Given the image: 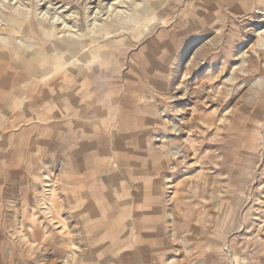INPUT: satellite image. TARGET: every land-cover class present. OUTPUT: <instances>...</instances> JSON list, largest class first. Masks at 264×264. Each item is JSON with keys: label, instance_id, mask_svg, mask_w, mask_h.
Wrapping results in <instances>:
<instances>
[{"label": "rangeland", "instance_id": "374dc122", "mask_svg": "<svg viewBox=\"0 0 264 264\" xmlns=\"http://www.w3.org/2000/svg\"><path fill=\"white\" fill-rule=\"evenodd\" d=\"M10 1L0 0V80L9 81L0 85V264H264V52L255 37L242 40L239 2L62 0L48 8L47 0ZM203 44L201 60L182 55ZM250 53L257 67L245 63ZM16 75L20 86L10 82ZM175 76V87L219 97L212 106L201 99L206 105L199 103L183 145L160 114L178 120L169 106ZM121 113L134 119L118 142L125 167L109 166L99 178L83 165V179L103 182L110 210L84 219L63 212L59 233L43 211L45 196L64 200L70 187L66 172L55 171L86 156L111 157L116 150L105 139ZM105 217L114 223L108 230L100 226Z\"/></svg>", "mask_w": 264, "mask_h": 264}, {"label": "bare ground", "instance_id": "6f19581e", "mask_svg": "<svg viewBox=\"0 0 264 264\" xmlns=\"http://www.w3.org/2000/svg\"><path fill=\"white\" fill-rule=\"evenodd\" d=\"M11 1H13V0H11ZM10 1V2H11ZM42 1V0H41ZM67 1V0H66ZM65 1V2H66ZM79 1V0H78ZM86 1V0H85ZM117 1V0H116ZM115 1V2H116ZM132 1V0H131ZM135 1H137V0H135ZM134 1V2H135ZM236 1H238L239 2V6L241 7V9L239 10L240 12H239V17L238 18H242V20L246 23V28H247V31H246V35L244 36V39H242V37H240V35H239V38L240 39H242V40H248V38L251 36V37H255L256 38V46H257V48L258 47H260L261 49L260 50H262L261 52H264V31H263V33H261V35H260V32H261V30H259V29H262L263 27H264V0H228V2H230V3H233V2H236ZM9 2V3H10ZM45 2V1H44ZM84 2V1H83ZM114 1L112 0V3H113ZM119 2H120V0H119ZM122 2V1H121ZM124 2V1H123ZM126 2H128V1H126ZM14 3V2H13ZM19 3H22V2H19ZM60 3H62V0H47V7L48 8H51V6L50 5H60ZM79 3H80V1H79ZM85 3H87V2H85ZM91 3L92 4H98L99 5V0H91ZM90 3V4H91ZM102 3V2H101ZM105 3V2H104ZM107 3V2H106ZM105 3V4H106ZM82 4V3H81ZM115 4V3H114ZM113 4V5H114ZM126 4V3H125ZM124 4V5H125ZM131 4H132V2H131ZM160 4V3H159ZM179 4V3H178ZM23 5V4H22ZM25 5V4H24ZM41 5V4H40ZM68 5V4H67ZM86 5V4H85ZM89 5V4H88ZM88 5H86V6H88ZM104 5V4H103ZM119 5V4H118ZM122 5V4H121ZM136 5V4H135ZM10 6V5H9ZM39 6V5H38ZM42 6V5H41ZM66 6V5H65ZM95 6V5H94ZM104 6H106V5H104ZM110 6V5H109ZM108 6V7H109ZM130 6V5H129ZM128 6V7H129ZM177 6V5H176ZM46 7V8H47ZM60 7V6H59ZM80 7V6H79ZM82 7V6H81ZM83 7H84V5H83ZM89 7V6H88ZM88 7H86V8H88ZM102 7V6H101ZM112 6H110V8H111ZM134 7V6H133ZM162 7V6H161ZM249 7H253L254 8V10H256V14H254V15H251V12L249 13V11H248V8ZM45 8V9H46ZM55 9H56V7H54ZM63 8V7H62ZM65 8V7H64ZM67 8V7H66ZM94 8V7H93ZM100 8V7H99ZM99 8H98V10H99ZM60 9V8H59ZM90 9V8H89ZM97 9V8H96ZM62 10V9H61ZM63 10H65V9H63ZM91 10V9H90ZM94 10V9H93ZM103 10V9H102ZM101 10V11H102ZM106 10V9H105ZM40 11H42V10H40ZM52 11V10H51ZM59 11V10H58ZM58 11H56V12H58ZM108 11V10H107ZM114 11V10H113ZM251 11V10H250ZM39 12V11H38ZM45 12V11H44ZM49 12V11H48ZM55 12V11H54ZM65 12V11H64ZM86 12H88V11H86ZM91 12V11H90ZM105 12V11H104ZM109 12H111V11H109ZM123 12V11H122ZM253 12V11H252ZM46 13V12H45ZM51 13V12H50ZM60 13V12H59ZM63 12H61V14H62ZM116 13V12H115ZM119 13V12H118ZM117 13V14H118ZM92 14V13H91ZM98 14V13H97ZM120 14V13H119ZM48 15V14H47ZM54 15H56V14H54ZM59 15V14H58ZM66 15H68V14H66ZM74 15H76V14H74ZM78 15V14H77ZM95 15H96V13H95ZM102 15V14H101ZM122 15V14H121ZM51 16V15H50ZM53 16V15H52ZM62 16V15H61ZM64 16V15H63ZM71 16V15H70ZM94 16V15H93ZM92 16V17H93ZM106 16V15H105ZM45 17H47V16H45ZM74 18H76L75 16H73ZM72 17V18H73ZM97 17V16H96ZM102 17V16H101ZM100 17V18H101ZM114 17V16H113ZM123 17V16H122ZM236 17V16H235ZM54 18V17H53ZM58 18V17H57ZM61 18H63V17H61ZM61 18H58V19H61ZM68 18V17H67ZM71 18V17H70ZM69 18V19H70ZM74 18H73V20H74ZM100 18H98V20H100ZM47 19H48V17H47ZM52 19V18H51ZM56 19V18H55ZM76 19H78V18H76ZM89 19H90V17H89ZM94 19V18H93ZM102 19V18H101ZM53 20V19H52ZM79 20V19H78ZM238 20V19H237ZM60 21V20H59ZM63 21V20H62ZM65 21H66V19H65ZM65 21H63V22H65ZM68 21V20H67ZM76 21V20H75ZM74 21V22H75ZM90 21V20H89ZM110 21V20H109ZM233 21V20H232ZM242 21V22H243ZM3 17H1L0 16V23L1 24H3ZM63 22H62V24H63ZM69 22V21H68ZM76 22H78V21H76ZM239 22V21H238ZM50 23V22H49ZM55 23V22H54ZM61 23V22H60ZM71 23V22H70ZM89 23V22H88ZM66 24V23H65ZM95 24V23H94ZM233 24H234V22H233ZM236 24V23H235ZM54 25V24H53ZM64 25V24H63ZM67 25V24H66ZM102 25V24H101ZM237 26H238V23L236 24ZM240 25H242L241 23H240ZM255 25H258V27H259V29H255ZM72 26V25H71ZM77 26V25H76ZM94 26V25H93ZM62 27V26H61ZM68 27H70V26H68ZM79 27V26H78ZM86 27H88L87 26V24H86ZM97 27V26H96ZM102 27V26H101ZM60 28V27H59ZM72 28V27H71ZM70 28V29H71ZM94 28V27H93ZM217 28V27H216ZM243 29H244V27H242ZM241 28V29H242ZM73 29H77V28H72V30ZM80 29V28H79ZM78 29V30H79ZM119 29V28H118ZM70 31V33L71 32H73V31ZM113 31H114V29H112ZM111 30V31H112ZM237 30V29H236ZM239 30V29H238ZM115 31H116V29H115ZM114 31V32H115ZM120 31V30H119ZM123 31H125L124 29H123ZM232 31V30H231ZM79 32V31H78ZM82 32V31H81ZM91 32V31H90ZM92 32H93V30H92ZM240 32V31H239ZM80 33V32H79ZM64 34V33H63ZM76 34V33H75ZM78 34V33H77ZM115 34H117V33H114V34H112L111 33V35H115ZM239 34V33H238ZM240 34H241V32H240ZM84 35V34H83ZM82 35V36H83ZM92 35V34H91ZM110 35V34H109ZM110 35V36H111ZM105 36V35H104ZM109 36V37H110ZM226 36V35H225ZM236 36V35H235ZM206 37V36H205ZM217 37V36H216ZM220 37V36H219ZM228 37V36H227ZM107 38V37H106ZM214 38V37H213ZM221 38V37H220ZM220 38H219V40H220ZM223 38V37H222ZM238 38V39H239ZM218 39V38H217ZM237 39V40H238ZM239 39V40H240ZM96 40V39H95ZM212 40V39H211ZM223 40V39H222ZM226 40V39H225ZM100 41H102V40H100ZM105 41H106V39H105ZM176 41V40H175ZM207 41V40H206ZM216 41V40H215ZM98 42V41H97ZM209 42V41H208ZM208 42H206L207 44H209ZM211 42V41H210ZM229 42V41H228ZM252 42V41H251ZM92 43V42H91ZM175 43V42H174ZM205 43V44H206ZM212 43V42H211ZM214 43V42H213ZM235 44H236V42H234ZM244 43V42H243ZM177 44V43H176ZM205 44H203L202 46H201V48H200V50L198 51V52H195L194 54L190 51V50H185L184 52L182 51V55L185 57L186 56V58L188 59V57H189V59H193V61H195V60H198V59H200V58H198L200 55L203 57V55L204 54H206V46H205ZM206 44V45H207ZM251 44V43H250ZM254 44V43H253ZM85 45H86V43H85ZM96 45V44H95ZM98 45V44H97ZM96 45V46H97ZM174 45V44H173ZM213 45V44H212ZM208 46V45H207ZM218 46V45H217ZM176 47H177V45H176ZM198 47V46H197ZM237 47V46H236ZM89 48V47H88ZM178 48V47H177ZM192 48V47H191ZM226 48V47H225ZM255 48V47H254ZM197 49V48H196ZM213 49V48H212ZM230 49V48H229ZM86 50V49H85ZM96 50V49H95ZM99 50V49H98ZM97 50V51H98ZM171 50V49H170ZM184 50V49H183ZM233 50V49H232ZM173 51V50H172ZM194 52V51H193ZM248 52V51H247ZM254 52H256V55H260L261 53H259V51L257 52V50H256V48L254 49ZM173 53V52H172ZM245 53H246V51H245ZM193 54V57L191 56ZM251 54H253V53H250V56H249V54L247 55V56H249V57H251ZM177 55V54H176ZM175 55V56H176ZM246 55V54H245ZM261 55H263V54H261ZM261 55H260V57H261ZM200 56V57H201ZM253 56V55H252ZM180 57V56H179ZM190 57H192V58H190ZM249 57H247V60L245 61V63L246 64H248L247 66H249L250 68H254V67H257V65H256V63H257V61H256V63H255V59H253V57H251V58H249ZM256 57V56H255ZM263 57H264V55H263ZM238 58H239V56H238ZM257 58H259V57H257ZM261 59V58H260ZM179 60V59H178ZM182 60V59H181ZM201 60V59H200ZM254 60V61H253ZM177 61V60H176ZM199 61V60H198ZM253 61V62H252ZM261 61H263L262 59H261ZM258 62H259V60H258ZM176 63V62H175ZM191 63V62H190ZM195 63V62H194ZM198 64H196V66H198L199 65V62H197ZM259 63H261V62H259ZM177 64V63H176ZM185 64V63H184ZM253 64V65H252ZM175 65V64H174ZM184 66V65H183ZM188 66V65H187ZM261 66H263L262 64H261ZM212 67L213 66H211L210 68L212 69ZM176 68V70H175V72L177 73H181V71H179L181 68H182V65L181 64H179V65H177V67H175ZM185 68V67H184ZM188 68H190L189 66H188ZM186 70H188V69H186ZM190 70V69H189ZM192 70V69H191ZM210 70V69H209ZM224 70V69H223ZM255 70V69H254ZM262 70V69H261ZM184 71V70H183ZM256 71V70H255ZM254 71V72H255ZM259 71V70H258ZM1 72V71H0ZM161 72V71H160ZM170 72V71H169ZM188 72V71H187ZM222 72V71H221ZM246 73L248 72V71H245ZM253 72V73H254ZM176 73L174 74V75H176ZM250 73H251V71H250ZM252 73V74H253ZM147 74V73H146ZM184 74H185V72H184ZM188 74V73H187ZM190 75V74H189ZM47 76V75H46ZM164 76V75H163ZM191 76V75H190ZM64 77V76H63ZM149 77V76H148ZM159 77V76H158ZM163 78V77H162ZM178 78H179V76L177 77V76H175L174 77V79L172 80L173 82H172V84H171V86H170V99L172 100H168L170 103H169V106H170V108H172V112L175 114V118H178V120H176L175 121V119H173L172 121H174V123H175V125H172L173 127H171L170 125H171V122L169 121V118H167V114L168 113H166V111H165V109L164 110H162V113H160V111H159V113L160 114H163L164 115V117H166V119H164V118H162V120L165 122L164 123V125L167 127V129L169 128V129H171L170 131H172V134L174 133V136L176 137V140L177 141H179V144H181V145H183V144H185V141L187 140L186 139V137L189 135V133H190V130L191 129H189L188 128V124L190 123V121L191 120H193V119H195L196 118V116L198 117V106H199V103H201V99L204 97V101L203 102H205L206 104H208L207 106H212L213 104H214V99L216 98V97H218L217 95L215 96V98L214 99H212V97H206V96H202V94L200 95V96H202V97H196L195 96V93H194V90H192V89H190V88H188V87H186V88H184V86H182L181 85V83L179 82L178 84V87H175V85L177 84V82L179 81L178 80ZM45 79V78H44ZM47 79V78H46ZM135 81V80H134ZM171 82V81H170ZM55 84H58V83H55L54 81H48L47 82V85H49V86H51V85H55ZM65 84H68V83H65ZM137 84V83H136ZM40 85V84H39ZM206 87V86H205ZM84 89V88H83ZM89 91V93H90V90H88ZM199 91V90H198ZM209 91V90H208ZM211 92H213V91H211ZM168 93H169V91H168ZM167 95V94H166ZM212 95V94H211ZM239 95V94H238ZM242 95V94H241ZM169 96V95H168ZM219 96H221L222 97V93L221 94H219ZM220 97V98H221ZM238 97V96H237ZM152 98V97H151ZM164 98V97H163ZM226 98V97H225ZM153 99H154V97H153ZM187 99V103L186 104H184V106H182V107H179L180 106V104L181 103H183V101H185ZM218 99H219V97H218ZM234 99V98H233ZM85 100H87V98H85ZM151 100V99H150ZM216 100V99H215ZM88 101L89 102H93V101H90L89 99H88ZM143 101V100H142ZM142 101H140V102H142ZM164 101H165V98H164ZM218 101H220V100H218ZM225 101H227L226 99H225ZM230 101V100H229ZM148 102V101H147ZM238 102V101H237ZM144 103V102H143ZM152 103V102H151ZM157 103V102H156ZM159 103H160V101H159ZM204 103V104H205ZM229 103V102H228ZM227 103V104H228ZM90 104V103H89ZM147 104V103H146ZM163 105L165 104V103H162ZM202 104L203 103H201V105L200 106H202ZM204 104H203V106H204ZM205 104V105H206ZM217 104V103H216ZM222 104V103H221ZM221 104H220V106H221ZM227 104H225L226 106H227ZM231 104H233V103H231ZM236 104V103H235ZM141 105V104H140ZM145 105V104H144ZM167 105V104H166ZM137 106H139V105H137ZM156 106V105H155ZM202 106V107H203ZM163 107V106H162ZM205 107V106H204ZM224 107V106H223ZM91 108V107H90ZM158 108V107H157ZM166 108V107H165ZM214 108V107H213ZM212 107H211V111H212V109H213ZM215 108H217V107H215ZM214 108V109H215ZM139 109V108H138ZM163 109V108H162ZM213 109V110H214ZM224 110H225V108H223ZM161 110V109H160ZM206 110H207V108H206ZM205 110V111H206ZM221 110V109H220ZM219 111V110H218ZM241 111V110H240ZM212 112H214V111H212ZM223 112V111H222ZM211 113V112H210ZM84 114H85V117L89 120V119H91V113H89V112H87V111H84ZM222 114V113H221ZM171 116V115H170ZM174 116V115H173ZM173 116H171V117H173ZM211 116V115H210ZM140 118V117H139ZM212 118V117H211ZM223 118H224V116H223ZM142 119V118H141ZM143 119H144V117H143ZM198 119V118H197ZM227 119V118H226ZM133 120L134 119H131V118H127L126 116H124L122 113L118 116V119H116L115 121H113L112 122V124H115L114 126H115V130L116 131H113V132H111L110 133V137L108 136L107 138H108V140H107V143H108V146H110V148L112 149H115L116 150V152H113L112 154H110L111 156H114V158H118V160H119V166H124L125 165V163H124V161H123V156L124 155H122V152H119L118 150V147H119V145H118V142H120V141H122V140H124L122 137H121V135H124L125 136V134H126V132H125V129H124V126L126 127V125L127 126H129L131 123H133ZM88 122V121H87ZM139 123H141V121L139 122ZM154 123V122H153ZM192 123V122H191ZM142 124V123H141ZM190 125V124H189ZM113 126V127H114ZM131 128V127H130ZM113 130V129H112ZM144 130H146V129H144ZM109 131H111V130H109ZM169 131V132H170ZM94 132V131H93ZM133 132V131H132ZM131 132V133H132ZM160 133V132H159ZM143 134V133H142ZM157 134V133H156ZM171 134V133H170ZM88 135V134H87ZM84 137V136H83ZM100 138H102V135H100L99 136ZM171 137V136H170ZM92 138V136H86L85 137V139H86V144H88L87 143V141H90V139ZM174 138V137H173ZM172 138V139H173ZM84 139V140H85ZM156 139V138H155ZM161 139V138H160ZM185 139V140H184ZM154 140V139H153ZM157 140V139H156ZM162 140V139H161ZM161 140H157L156 142L159 144V146H161L162 148L161 149H159L160 151H164V152H169V150L168 151H165L164 150V148H163V144H161L160 145V141ZM166 140H169V139H166ZM174 140V139H173ZM176 140H175V142H176ZM187 142V141H186ZM99 143V142H98ZM163 143V142H162ZM170 143V142H169ZM174 143V142H173ZM175 144V143H174ZM188 144V143H187ZM165 145V144H164ZM155 146V145H154ZM157 146V148H160L158 145H156ZM178 146V145H177ZM180 146V145H179ZM153 147V146H152ZM175 147H176V144H175ZM121 148L122 147H120V151H121ZM177 148H181V147H177ZM112 149V150H113ZM178 150H180V149H178ZM177 150V151H178ZM171 151H174V150H171ZM181 151H182V149H181ZM86 153V152H85ZM154 153L156 154V152L154 151ZM181 153V152H180ZM180 153H175V155L176 156H178ZM192 153V152H191ZM103 154V153H102ZM166 154H168V153H166ZM189 154V153H188ZM149 155V154H148ZM189 155H191V154H189ZM181 156V155H180ZM179 156V157H180ZM182 156H184V155H182ZM130 157V156H129ZM171 157V156H170ZM106 158V157H105ZM105 158H102L100 161H99V163L102 165V166H105V163L104 162H107L106 160H105ZM166 158V157H165ZM172 158V157H171ZM178 158V157H177ZM184 158H187L188 159V155H186ZM113 159V158H112ZM152 159V158H151ZM178 159H180L181 160V158H178ZM190 159V158H189ZM193 159V158H192ZM115 160V159H114ZM130 160V159H129ZM110 161H111V163H113V161L110 159ZM116 161V160H115ZM167 161V160H166ZM169 161V160H168ZM175 161V160H174ZM173 161V162H174ZM182 161V160H181ZM172 162V161H171ZM187 162H188V160H187ZM104 163V164H103ZM153 163V162H152ZM169 163V162H168ZM189 164V163H188ZM113 165V164H112ZM187 165V164H186ZM168 166V165H167ZM172 166V165H171ZM174 166H175V164H174ZM173 166V167H174ZM178 167V166H177ZM170 169V168H169ZM171 170V169H170ZM175 170V169H174ZM179 170V169H178ZM156 171V170H155ZM157 172V171H156ZM61 173V172H60ZM131 173V172H130ZM160 173V172H159ZM175 173H176V171H175ZM67 174V173H66ZM59 175V174H58ZM165 175V174H164ZM74 178V177H73ZM166 178V177H165ZM71 179V178H70ZM75 179V178H74ZM166 179H168V178H166ZM69 180V179H68ZM169 182V181H168ZM168 184V183H167ZM72 186H74L75 187V192H77V193H79V188H78V186L75 184V183H73L72 184ZM168 186V185H167ZM169 186L170 187H172L173 188V186H171V184H169ZM166 187V186H165ZM164 187V188H165ZM163 188V189H164ZM165 191H166V189H165ZM68 192V191H67ZM94 192V190H91L90 191V193H82L83 194V196H84V199H86V201H89V202H91L90 203V207L91 208H88L87 209V212H90L91 211V209H95V210H97V213H101V211L100 210H98L97 208H92L93 207V205H94V202L96 201V198H99L101 195L99 194V193H93ZM66 193V192H65ZM164 193V192H163ZM164 197H165V195H164ZM166 198V197H165ZM93 202V203H92ZM65 204V203H64ZM65 207V206H64ZM66 209V208H65ZM46 210V209H45ZM59 210V209H58ZM58 210H57V212H58ZM62 210V209H61ZM64 211V210H63ZM94 212V211H93ZM46 215V214H45ZM48 215H50V218H52L53 220L54 219H58L59 221L57 222V224H58V226L59 227H61V229L62 230H64L65 229V227H66V219H63V217L61 216V217H59L58 215H55V216H57V217H54L53 216V214H52V212H49V214ZM85 217V216H84ZM68 219H70V218H68ZM69 222V221H68ZM102 223V222H101ZM107 226H109L108 224H107ZM68 227H70V226H68ZM105 227V226H104ZM93 236V235H92ZM91 236V237H92ZM82 246V245H81ZM86 254V253H85ZM75 257V256H74ZM55 262V261H54ZM65 262V261H64ZM64 262H59L60 264H63ZM65 264V263H64Z\"/></svg>", "mask_w": 264, "mask_h": 264}, {"label": "crops", "instance_id": "0c3cea01", "mask_svg": "<svg viewBox=\"0 0 264 264\" xmlns=\"http://www.w3.org/2000/svg\"><path fill=\"white\" fill-rule=\"evenodd\" d=\"M1 66H3L2 63H0V69H1ZM0 71H1L0 75L5 73V70H0ZM21 77L16 75L13 78V80H11L10 82L12 83V82L16 81L17 85L20 86V83L22 81H25ZM8 82L9 81L6 78H2L0 80V85L2 87H7L8 86V84H7ZM89 94H91V93H89ZM90 96L92 97V95H90ZM84 98H86V96H84ZM92 101H93V97H92ZM92 103L94 104V101L91 102L90 104H92ZM120 108L121 107L115 108L114 114H116V112ZM102 139H103V137H102ZM107 140H108V138L105 139V143H107L106 142ZM105 157L111 159L113 161V163H108L107 165L102 166L99 163V161L102 158H105ZM105 157H102L101 159H98V160H97V158L92 160V156H86L85 159H83V162H80V161L75 162V161L70 160L69 163H67L66 167L57 168V170L55 172L56 173L59 172V175L61 173H65V172L67 173V183L69 184L70 187H66V189H65L66 193L64 192L65 193L64 200L61 199L59 201L58 200L55 201V200H53L52 196H50L48 198H47V196L44 197V200L47 201L44 204V205H46L47 208H43L44 209L43 211L46 214V215L44 214L45 220L46 219L49 220V222L51 224H54V225L57 224V222L59 221L58 219L57 220L56 219L53 220L52 218H50V215H48L50 210L52 211V214H53L54 217H57L55 215H58L59 217H61L63 215L62 214L63 212H64V214H68V212H70L71 216H74V215L76 216V214H80L82 212V219H84L85 217L87 218V216H88L87 209L91 208L90 207L91 205H90L89 201H86V199H84V196H83L82 193H90L91 190H94L93 193H96V194L99 193L101 195L99 198H96V201L94 202V205H93L92 208H97L98 210H100L101 211V213H100L101 215H105V213L110 210L108 208L106 200L104 199L107 194L104 193L105 187L103 185V182L100 181V180L98 181V179H97V182H90L88 175L84 179L82 178V176L84 174V171H85L83 165L86 164V163L90 164V165H93V167H91V168H93L92 170H95V171H92V172L97 173V177L99 175V178L103 176V174L100 175L99 173L100 172H104L106 170V168L107 169L109 168V166L113 167V165H114V169H115L114 172L115 173L117 171H119V165H118L119 160H118V158H114V156H111L113 159L110 156H105ZM114 159L117 160V161H115ZM124 167L125 166H123V168ZM107 171H109V170H107ZM73 183H75L78 186L79 193L75 192L76 189H75L74 186H72ZM90 183L92 184L91 187H89V185H88ZM102 193H103V196H102ZM107 196H109V195H107ZM117 196H119L118 192H117ZM60 198H62V197H60ZM63 205L65 207H63ZM105 205H106V208H105ZM57 210H58V212H57ZM94 210L95 209H91V211H94ZM72 214H74V215H72ZM107 219H108V217H107ZM102 220L103 221H102V223L100 222L101 223L100 226L102 225V227L104 229L108 230V229L113 227L114 223L112 222V220H111L110 223H109V220H108V222H106L107 221L106 217L104 219H102ZM107 224H109V226H107ZM84 227H86V223L84 224ZM61 232H63L62 229H61V231L59 233H61Z\"/></svg>", "mask_w": 264, "mask_h": 264}]
</instances>
